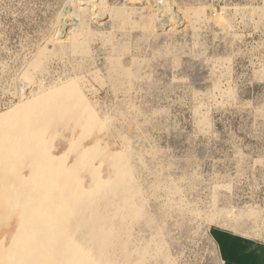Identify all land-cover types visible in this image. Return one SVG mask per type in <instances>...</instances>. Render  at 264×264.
Instances as JSON below:
<instances>
[{"label": "rangeland", "instance_id": "374dc122", "mask_svg": "<svg viewBox=\"0 0 264 264\" xmlns=\"http://www.w3.org/2000/svg\"><path fill=\"white\" fill-rule=\"evenodd\" d=\"M216 228L264 241V0H0V264H225Z\"/></svg>", "mask_w": 264, "mask_h": 264}, {"label": "crops", "instance_id": "0c3cea01", "mask_svg": "<svg viewBox=\"0 0 264 264\" xmlns=\"http://www.w3.org/2000/svg\"><path fill=\"white\" fill-rule=\"evenodd\" d=\"M225 264H264V241L223 228L214 229Z\"/></svg>", "mask_w": 264, "mask_h": 264}, {"label": "bare ground", "instance_id": "6f19581e", "mask_svg": "<svg viewBox=\"0 0 264 264\" xmlns=\"http://www.w3.org/2000/svg\"><path fill=\"white\" fill-rule=\"evenodd\" d=\"M165 1H169V0H165ZM175 17H177V16H174V17L172 18V20L170 19L172 23L175 21V19H176ZM176 21H177V20H176ZM176 21H175V22H176Z\"/></svg>", "mask_w": 264, "mask_h": 264}]
</instances>
